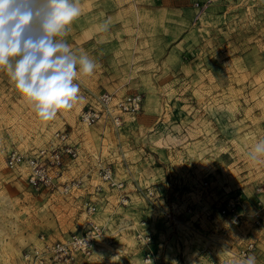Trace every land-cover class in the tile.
<instances>
[{"label": "rangeland", "instance_id": "374dc122", "mask_svg": "<svg viewBox=\"0 0 264 264\" xmlns=\"http://www.w3.org/2000/svg\"><path fill=\"white\" fill-rule=\"evenodd\" d=\"M211 6L209 2L203 12L197 10V19L205 14L210 16ZM218 12L223 15L220 23L200 27L201 36L189 43L175 70L166 75V83L172 89L166 90L165 116L143 129L155 137L128 139L135 146L152 145L154 139L158 145L165 142L160 151L156 150L162 162L155 165L166 171L164 156H168L173 160L171 167L182 171L181 179L189 182L183 189L189 192L188 200L176 203L175 215L170 208L172 220L164 216L169 198L166 200V196L156 191L159 200L153 207L155 227H165L164 233L166 226L170 229V223L185 225L193 222L192 216L196 214L203 221L193 225L196 231H203L208 222L198 214V205L209 203L207 197L216 192L225 196L240 190L249 195L257 187H264V158L256 162L248 155L258 141L264 140V0H228ZM63 39L66 41L67 37ZM79 87L80 99L72 109L61 110L54 119L43 121L16 90L6 72L0 71V264H23V251L40 235L61 240L81 232L84 199L76 195H52L47 191L33 192L20 171L9 170L5 165L9 151H37L46 146L57 130H81L83 134L97 128L78 123L79 113L91 105L88 93L82 91L80 84ZM138 93L144 100V93ZM145 136L146 133L142 135ZM86 141V149L96 150L97 140ZM108 144V151L114 148L113 142ZM106 155L104 150L103 156ZM86 156L87 159L83 160L82 156L78 161L89 166L94 155ZM83 168L78 163L71 168V179L83 178ZM93 168L96 174V165ZM203 182L209 185L208 196L205 193L197 196L195 192H202ZM250 204L253 206V200ZM189 207L196 212L187 213ZM105 227L106 238L112 243L100 242L93 257L83 259V264H144L145 249L135 236L120 239L111 227ZM181 229L187 232V228ZM240 230L241 234L234 232L226 240L215 237V242L204 241V246L200 233L195 239L190 232H187L189 237L180 234L184 243L188 240L190 246L196 242L203 247L200 255L196 250L186 260L193 264L195 258L199 259L195 264H240L241 260L233 253L250 237L258 244L259 250L254 255L256 264H264V227L256 229L247 223ZM207 232L216 234L211 229ZM156 264H160L159 260Z\"/></svg>", "mask_w": 264, "mask_h": 264}, {"label": "crops", "instance_id": "0c3cea01", "mask_svg": "<svg viewBox=\"0 0 264 264\" xmlns=\"http://www.w3.org/2000/svg\"><path fill=\"white\" fill-rule=\"evenodd\" d=\"M207 2L212 4L210 16L205 14L197 19L195 4ZM226 2L228 0H80L81 15L71 25V31L66 36L67 43L77 55L87 54L97 64L92 75L81 74L76 81L82 86V91L88 93L91 99L89 104H93L95 97L103 92L115 93L118 100L142 92L144 100L140 113L124 116L123 126L118 129L101 122L95 125L97 128L83 134L81 130L68 131L70 142L81 149L79 160L82 156L83 160L87 159L88 153L94 155V158H91L89 166L79 161L67 163L64 179H71V168L77 163L78 166L83 165L81 176L87 177L91 188L80 197L84 201L98 202V222L111 227L120 239L134 237L137 231L152 234V250L160 264H183L182 261L184 264H193L186 258L193 257L196 250V254H199L200 249H203L195 241L193 246L189 245L188 240L184 243V237L180 234L188 235L187 232H190L195 239L200 233L202 246L204 241L215 242V237H218V240H226L228 235L223 237L217 231L214 235L209 234L207 231L212 230L209 223L204 225L203 231H196L197 227L193 222L203 221L199 220L197 214L192 216L193 222L185 224H191L189 227L181 222L179 226L170 223V229L166 226V233L165 227L156 228L153 207L141 195V191L152 186L161 196H166V200L169 198L166 210L172 208L174 214L176 203L188 200L189 192L186 193L183 189L186 185L189 186V182L181 179L182 171L171 167L173 160L168 156H164L166 171L155 165L156 162H162L156 150L160 151L165 142L158 145L154 139L152 145L144 143L135 146L136 144L128 139L131 137L147 140L155 137L143 132V129L149 123L152 124L165 116L166 90L172 89V86L166 83V75L175 70L189 43L201 36L200 27L220 23L223 15L218 11L223 9ZM132 129L133 132L130 131ZM144 133L146 136L142 137ZM88 138L98 141L96 150L86 149ZM108 141L114 143V148L109 151ZM104 150L107 154L105 157ZM97 162L112 165L116 170V179L124 183L122 191L106 188L101 194L90 195L93 193L92 187L99 183L93 168ZM171 174L174 176L171 177ZM205 191L195 193L197 196L200 193L208 196L207 190ZM120 195L129 199L127 206L119 203ZM222 195L224 196V193L216 192V195L207 197L209 203H202L211 205L219 201ZM247 196L249 203L254 200L253 192ZM182 227L187 228L186 233L180 230ZM234 232L241 234L243 231ZM176 239H179L177 244ZM156 258L154 264L158 262ZM196 259L198 262L199 259Z\"/></svg>", "mask_w": 264, "mask_h": 264}, {"label": "built area", "instance_id": "2783aa9c", "mask_svg": "<svg viewBox=\"0 0 264 264\" xmlns=\"http://www.w3.org/2000/svg\"><path fill=\"white\" fill-rule=\"evenodd\" d=\"M209 3V2H207ZM207 3H196L198 12H203ZM143 97L136 93L125 99L118 100L115 93L103 92L97 95L93 104L84 108L78 115V123L84 127H92L99 123L110 124L118 129L123 126V117L140 113ZM80 147L72 144L67 130H58L52 134L46 146L26 153L12 149L6 155L5 165L9 170L20 171L24 175L28 188L33 192L47 191L52 195L62 197L81 196L91 186L87 177L65 180L67 163L78 161ZM96 174L99 183L92 187L91 196L103 193L104 189L122 191L124 183L116 179L115 172L109 164L97 162ZM209 187L207 182L201 185L202 192ZM141 195L155 207L158 193L152 187L141 191ZM253 206L248 202V196L240 190L225 195L217 204H200V215L211 224L212 231L219 232L225 237L230 233L242 229L247 223L259 229L264 227V187H257L254 192ZM129 199L119 196V203L127 206ZM100 212L96 200H87L83 204L85 215L80 233H72L61 240H51L40 235L34 243L25 248L21 255L23 264H83V259H90L95 254L100 242L112 243L106 238V227L98 222ZM192 207L187 213H195ZM166 219H174L170 210L164 213ZM137 243L142 246L144 260L154 261L155 253L152 250L153 237L150 233L137 231ZM258 244L250 237H246L242 246L238 248L234 257L244 260L254 256L258 251ZM213 264V263H210Z\"/></svg>", "mask_w": 264, "mask_h": 264}, {"label": "clouds", "instance_id": "9594fccd", "mask_svg": "<svg viewBox=\"0 0 264 264\" xmlns=\"http://www.w3.org/2000/svg\"><path fill=\"white\" fill-rule=\"evenodd\" d=\"M80 15V0H0V71L43 121L72 109L80 99L79 76L97 68L63 39ZM248 155L256 162L264 158V140ZM240 264H256V259L248 256Z\"/></svg>", "mask_w": 264, "mask_h": 264}]
</instances>
